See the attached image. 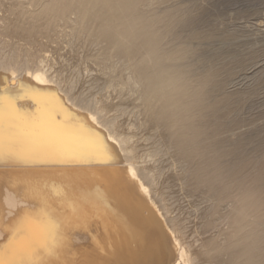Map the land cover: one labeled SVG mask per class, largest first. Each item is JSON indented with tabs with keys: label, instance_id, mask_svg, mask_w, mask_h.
<instances>
[{
	"label": "bare ground",
	"instance_id": "1",
	"mask_svg": "<svg viewBox=\"0 0 264 264\" xmlns=\"http://www.w3.org/2000/svg\"><path fill=\"white\" fill-rule=\"evenodd\" d=\"M181 3L23 0L18 21L0 24V88L37 87L58 122L62 105L114 158L0 163V241L27 211L65 237L58 260L40 251L49 264H264V171L246 175L242 136L211 137L244 124L251 92L226 87L246 61L225 54L210 68L201 45L215 34L198 31L208 2ZM261 133L248 139L258 159Z\"/></svg>",
	"mask_w": 264,
	"mask_h": 264
},
{
	"label": "snow or ice",
	"instance_id": "2",
	"mask_svg": "<svg viewBox=\"0 0 264 264\" xmlns=\"http://www.w3.org/2000/svg\"><path fill=\"white\" fill-rule=\"evenodd\" d=\"M15 89V91L12 90ZM18 100H30L33 110L18 106ZM44 94L24 81L0 88V163L5 160L28 162L37 158L79 159L88 157L98 163H110L113 156L108 145L83 122L68 123V113L61 105L63 123L45 106ZM36 214L25 212L12 234L0 241V264H49L39 259L44 250L59 259L56 252L65 237L45 234V228L35 219ZM68 223L67 221L65 222ZM55 249V251H53Z\"/></svg>",
	"mask_w": 264,
	"mask_h": 264
},
{
	"label": "rangeland",
	"instance_id": "3",
	"mask_svg": "<svg viewBox=\"0 0 264 264\" xmlns=\"http://www.w3.org/2000/svg\"><path fill=\"white\" fill-rule=\"evenodd\" d=\"M198 1L208 2L206 9L198 17V31L215 34L214 39L201 45L204 58L209 62L210 68H215L225 54H235L240 60L246 61L247 67L234 75L226 89L229 93L247 92V90L251 92L244 108L237 117V121L244 122L242 126L238 127L239 131L234 133V131L225 129L223 124H219L218 131L216 130L211 137L214 140H220V138L231 136L233 143L239 136H242L247 143H245L247 146L244 158L247 159L246 166L249 171L246 175L263 172L264 157L258 159L254 156V151L259 146V142H254L253 139L248 142V139L252 138L256 131L262 132L261 135L264 136V83H259L264 72V0ZM188 2L189 0H182L181 4L186 5ZM0 3L5 5L0 10V24L8 25L17 22L19 15L24 11L23 0H0ZM215 24L216 27L214 28ZM62 34L59 33V35ZM255 54L261 57L260 60L252 63L250 61ZM207 72L208 70L202 69L201 65L197 67L198 80L204 78ZM174 77L177 80L181 78L180 75Z\"/></svg>",
	"mask_w": 264,
	"mask_h": 264
}]
</instances>
